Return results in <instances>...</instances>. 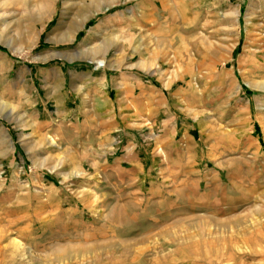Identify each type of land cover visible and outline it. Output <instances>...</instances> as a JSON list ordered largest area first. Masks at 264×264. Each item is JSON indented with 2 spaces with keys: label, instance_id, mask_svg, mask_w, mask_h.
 I'll list each match as a JSON object with an SVG mask.
<instances>
[{
  "label": "rangeland",
  "instance_id": "1",
  "mask_svg": "<svg viewBox=\"0 0 264 264\" xmlns=\"http://www.w3.org/2000/svg\"><path fill=\"white\" fill-rule=\"evenodd\" d=\"M139 1L0 0V264H264V0H146L125 35L98 19ZM115 36L175 84L167 119L108 153L44 99Z\"/></svg>",
  "mask_w": 264,
  "mask_h": 264
},
{
  "label": "crops",
  "instance_id": "2",
  "mask_svg": "<svg viewBox=\"0 0 264 264\" xmlns=\"http://www.w3.org/2000/svg\"><path fill=\"white\" fill-rule=\"evenodd\" d=\"M165 10L168 15L162 19H177V10L174 8H165ZM107 12L110 13L99 15L98 19H109V32L114 30L124 35L131 29H138L135 24H139L140 19H156L155 4L146 0H140L122 9H110ZM95 27L93 26V29L91 28L88 34H85L86 38H90L94 33L98 38L100 37V26ZM80 33L81 30L76 34L75 39ZM115 38H122L125 41L124 48L119 46V42H115L104 53L102 52L97 57L94 56L96 59L99 56L102 57L100 61L106 64L104 68L94 65L90 69L68 67L65 71L62 70L64 80L68 81L66 92L59 94L56 91H49V97L44 99L47 103L50 100L53 108L60 105L61 112L65 116L80 119L83 114L85 119H90L95 135L97 133L99 136L96 141V150L108 153L115 152V146L122 144V140L116 141V136L123 137L125 131L131 130L133 126H140V130L137 131L139 137L149 136L154 131H150L147 127L149 123L154 120L165 121L167 119V114H170L171 110L166 111V108L172 102L171 90L175 84L171 82L169 85V80H164L166 75L163 74L165 76L161 78V89H157L153 78L144 72H148L145 70L147 67L130 62L129 54L132 49L126 52L128 48L126 45L128 46L130 39L120 36H115ZM86 104L88 109H86ZM77 105H79V110L83 105V109L79 111ZM160 126L162 125H158V128ZM169 132L163 128L161 132L154 133L160 136L177 135L178 133L177 129ZM178 135L184 137L185 140L186 136L190 137L184 130ZM189 141L186 140V142ZM128 146H133V144ZM128 146L122 150H130ZM203 161H205L204 158ZM117 167L120 171L124 170L120 164Z\"/></svg>",
  "mask_w": 264,
  "mask_h": 264
},
{
  "label": "bare ground",
  "instance_id": "3",
  "mask_svg": "<svg viewBox=\"0 0 264 264\" xmlns=\"http://www.w3.org/2000/svg\"><path fill=\"white\" fill-rule=\"evenodd\" d=\"M96 12V11H95ZM74 28V27H73ZM73 28H72V30H73ZM76 29V28H75ZM65 32V31H64ZM59 38V37H58ZM111 42V41H110ZM104 44V43H103ZM110 45V44H109ZM95 51V50H94ZM104 62V61H103ZM103 62H96V66L97 67H101V66H104L103 65ZM108 63V62H107ZM116 67V66H115ZM144 67V66H143ZM1 107V106H0ZM3 110V109H2ZM17 246V245H16Z\"/></svg>",
  "mask_w": 264,
  "mask_h": 264
},
{
  "label": "built area",
  "instance_id": "4",
  "mask_svg": "<svg viewBox=\"0 0 264 264\" xmlns=\"http://www.w3.org/2000/svg\"><path fill=\"white\" fill-rule=\"evenodd\" d=\"M98 68H104V66L98 67Z\"/></svg>",
  "mask_w": 264,
  "mask_h": 264
}]
</instances>
